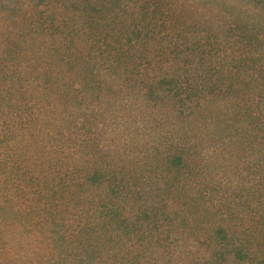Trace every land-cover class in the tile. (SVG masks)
<instances>
[{"label": "trees", "instance_id": "trees-1", "mask_svg": "<svg viewBox=\"0 0 264 264\" xmlns=\"http://www.w3.org/2000/svg\"><path fill=\"white\" fill-rule=\"evenodd\" d=\"M0 264H264V0H0Z\"/></svg>", "mask_w": 264, "mask_h": 264}, {"label": "rangeland", "instance_id": "rangeland-1", "mask_svg": "<svg viewBox=\"0 0 264 264\" xmlns=\"http://www.w3.org/2000/svg\"><path fill=\"white\" fill-rule=\"evenodd\" d=\"M209 114V113H208ZM208 114L205 113L203 114H196L190 118L189 122L186 125L185 131L188 134V138L193 139L195 141H200L202 143V147H204L206 151H211V138L210 135L212 133V126L214 122L216 121V117L214 116H209ZM158 115V114H157ZM199 115V116H198ZM139 126H141L140 121ZM167 123V122H165ZM135 129L131 128L130 130H123V128L119 127V133L120 135H123L122 138L123 140H130L131 138L128 135V133H131V137H135Z\"/></svg>", "mask_w": 264, "mask_h": 264}]
</instances>
